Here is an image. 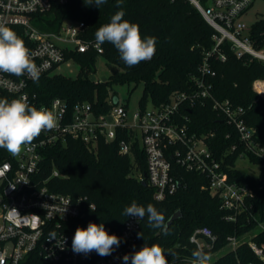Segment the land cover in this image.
<instances>
[{"label":"trees","instance_id":"obj_1","mask_svg":"<svg viewBox=\"0 0 264 264\" xmlns=\"http://www.w3.org/2000/svg\"><path fill=\"white\" fill-rule=\"evenodd\" d=\"M199 1L204 6L211 2ZM121 8L125 12L124 19L139 26L142 38H156L154 56L129 67L114 45L108 42L102 45L101 54L93 49L69 52L67 59L80 65L78 74L75 77L45 74L39 77L38 83L31 82L29 91L35 95L37 106L49 105L53 99L60 98L72 111L76 103L87 101L93 105L96 114H104L115 105L114 84L117 83L134 84L133 89L143 83L139 99L142 107L149 101L154 105L167 102L174 92L193 93V77L200 72L204 52L213 47L216 31L189 0H123L120 8L117 0H107L99 8L94 4L86 5L85 0H70L37 15L34 24L42 31L52 32L58 31L65 20L81 21L85 24L84 38L96 41L95 32L110 23L111 17ZM251 29L256 43H264V16ZM224 50L228 59L214 62L216 74L211 78L212 92L216 98L228 99L233 106L243 108L244 119L264 145V99L253 89L254 80L264 77V63L249 54L236 57L228 44L224 45ZM99 56L119 67V71L110 74L107 80L90 77L97 71ZM196 102L192 107L182 106L180 114L188 116L191 132L207 136L211 149L220 159L232 144L239 143L238 132L218 114L212 102ZM42 137L43 132L35 140ZM238 149L224 156L223 166L231 180L249 183L254 189V197L249 201V212L240 214L236 221L226 218L230 212L223 209L220 198L211 193L206 175L187 171L176 163H173L172 174L180 183L179 188L164 200L155 199L153 189L147 181L144 184L140 179L147 173V161L138 143L133 147V155H124L119 152V139L100 140L92 148L79 138L68 137L66 142L40 149L37 177L55 191L73 197L86 196L88 203L95 204L93 211L86 208L87 218L115 229L122 226L126 218L124 209L133 201L144 207L153 205L165 216V222L180 210L181 216L168 227V235L149 227L147 219H143L139 230L142 236H138L135 252L145 244H157L165 250L170 264H185L193 250L198 249L190 237L200 226H209L218 237L211 249H203L208 254L225 247L228 235H242L248 230L255 232L253 240L264 242V231L257 227L258 223L264 222V159L250 155L252 162L262 166L260 173L254 174L237 166ZM8 157L7 150L0 148V162ZM55 169L61 176H52ZM169 250L175 252V257L168 255ZM251 263L264 264L247 242L236 251L222 252L212 261V264Z\"/></svg>","mask_w":264,"mask_h":264},{"label":"built area","instance_id":"obj_2","mask_svg":"<svg viewBox=\"0 0 264 264\" xmlns=\"http://www.w3.org/2000/svg\"><path fill=\"white\" fill-rule=\"evenodd\" d=\"M69 1L0 0V23L12 28L24 40L30 58L40 69V76L54 74L61 65L72 60L67 59L69 52L90 49L98 54L103 52L102 45L84 38L85 24L81 21L65 20L58 31L52 32L42 31L34 24L37 15ZM192 1L216 31L214 45L204 52L200 72L193 77V93L174 92L167 102L151 107L139 104L134 110L119 102L107 113L96 114L87 101L76 103L72 111L60 98L53 99L49 105L37 106L35 95L29 91L33 82L29 76L0 73V99L26 98L31 106L45 107L57 117V127L43 131V137L33 141L32 150L25 149L18 156L9 153V157L0 162V264H123V256L135 252L142 220L126 216L120 228H111L104 222L87 218L86 208L90 204L94 209L95 204L88 203L86 196L73 197L39 181L40 149L66 142L68 137L79 138L92 148L100 140L119 139V152L124 155H133V147L138 143L147 161V173L140 179L147 181L159 201L173 195L180 186L172 174L173 163H176L187 171L207 176L211 193L217 195L222 208L230 212L228 220L236 221L240 214L249 212L253 187L231 180L222 161L225 155L239 148L238 160L247 158L252 164H258L260 173L262 166L252 162L250 155L264 159V145L244 119L242 107L214 96L211 78L216 74L214 62L228 59L225 44L238 58L249 54L264 63V43L257 44L252 29L240 20L254 0H211L207 6L199 0ZM253 89L264 99V77L254 80ZM205 100L212 102L213 108L239 135V143L232 144L220 159L211 149L207 136L191 132L188 116L180 114L182 106L192 107L196 101L204 103ZM52 176H61V173L55 169ZM90 222L102 223L110 235L120 238L119 247L114 248L111 255L101 257L93 251L86 256L72 251L77 227L87 228ZM257 227L264 231V222ZM255 235L254 232L244 240L236 233L228 235V251H236L247 242L264 263V242L253 240ZM217 238L209 226H200L190 240L203 250L211 249Z\"/></svg>","mask_w":264,"mask_h":264},{"label":"clouds","instance_id":"obj_3","mask_svg":"<svg viewBox=\"0 0 264 264\" xmlns=\"http://www.w3.org/2000/svg\"><path fill=\"white\" fill-rule=\"evenodd\" d=\"M107 0H85L86 5L99 8ZM123 0H117L120 8ZM125 12L117 11L110 23L102 25L95 32L97 46L105 42L111 43L118 50L120 58L129 67L136 66L143 61L150 60L156 51V38H142L139 26L124 19ZM0 73H7L16 77L29 76L34 82L39 81L40 69L30 58V51L24 40L9 26L0 23ZM57 127V117L45 107L39 109L31 106L27 99H0V148L6 149L13 156H18L25 149L32 150L33 141L43 131ZM91 211L92 206L89 204ZM125 216L136 217L138 220L147 219L149 227L161 230L168 235V225L165 216L153 205L146 207L135 201L124 209ZM138 236H142L138 233ZM120 238L110 235L104 225L89 223L87 228L77 227L72 238V251L76 254L88 255L95 251L99 256L111 255L114 248L119 247ZM168 255L175 257V252L169 250ZM169 264L165 250L157 245L145 244L131 256L124 255V264ZM185 264H212V257L203 250H193L191 258Z\"/></svg>","mask_w":264,"mask_h":264},{"label":"rangeland","instance_id":"obj_4","mask_svg":"<svg viewBox=\"0 0 264 264\" xmlns=\"http://www.w3.org/2000/svg\"><path fill=\"white\" fill-rule=\"evenodd\" d=\"M193 5L194 2L189 0ZM196 6V5H195ZM197 7V6H196ZM200 11V10H199ZM262 16H264V0H254L252 5L243 13L240 17L247 28H252L253 24ZM248 31V30H247ZM246 31V32H247ZM96 73H92L90 77L94 80H107L111 74L110 71V63L108 60L103 57L99 56L96 61ZM80 70V65L77 64L75 61L70 60L63 65L60 66L58 70H56L55 74H64L67 76L75 77ZM143 83H139V85L133 89L134 84H124V83H117L114 84V90L117 92L120 104H125L128 106L130 110H134L139 106V99L143 92ZM148 107L152 106L151 101L147 103ZM237 166L239 168L248 170L254 174L259 172L258 164L254 165L247 158L239 159L237 161ZM254 233L253 230L246 231L241 235V239H247L252 236ZM229 246L226 245L220 250L212 252L210 255L212 257V261L216 259L222 252L229 250Z\"/></svg>","mask_w":264,"mask_h":264},{"label":"water","instance_id":"obj_5","mask_svg":"<svg viewBox=\"0 0 264 264\" xmlns=\"http://www.w3.org/2000/svg\"><path fill=\"white\" fill-rule=\"evenodd\" d=\"M110 71H111V74H115L116 72L119 71V67L117 66H114V65H110ZM113 102L115 104H118L119 103V98L118 96H115L113 98ZM143 183L145 184L146 181L144 180ZM181 216V211L180 210H177L175 213L172 214V216L168 219V221L166 222L168 227L172 224V222L177 219L178 217Z\"/></svg>","mask_w":264,"mask_h":264}]
</instances>
